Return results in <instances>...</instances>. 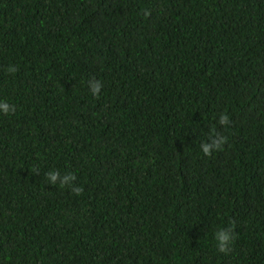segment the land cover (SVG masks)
Here are the masks:
<instances>
[{
    "label": "trees",
    "instance_id": "16d2710c",
    "mask_svg": "<svg viewBox=\"0 0 264 264\" xmlns=\"http://www.w3.org/2000/svg\"><path fill=\"white\" fill-rule=\"evenodd\" d=\"M0 101V264H264V0H0Z\"/></svg>",
    "mask_w": 264,
    "mask_h": 264
},
{
    "label": "clouds",
    "instance_id": "9594fccd",
    "mask_svg": "<svg viewBox=\"0 0 264 264\" xmlns=\"http://www.w3.org/2000/svg\"><path fill=\"white\" fill-rule=\"evenodd\" d=\"M144 16L148 17L151 15L150 10H144ZM19 69L16 66H9L7 71L9 73H16ZM88 86L90 92L99 97L101 89L103 87V83L101 80L93 77L88 81ZM16 112V106L14 104H10L7 101H0V114L10 115ZM219 125H223L225 128L230 126L231 118L228 113L222 112L219 115L218 120ZM211 136V141L200 144V149L205 156L211 157L214 152L224 151L225 145L228 144L229 137L222 132L218 133L216 127L213 126L209 133ZM34 172L38 173L39 169H35ZM49 184L51 185H59L60 187H70L72 192L76 195H80L84 192V188L82 185H76L75 181L77 180V176L74 173L66 172L63 175L59 170H50L45 174ZM236 221L233 219L229 226L221 227L214 233L215 239V247L216 250L220 253H224L225 255L230 254L233 250L234 243L237 238V234L235 232Z\"/></svg>",
    "mask_w": 264,
    "mask_h": 264
}]
</instances>
